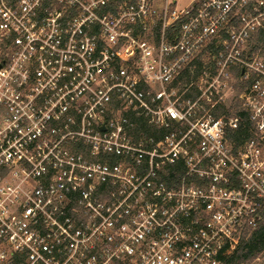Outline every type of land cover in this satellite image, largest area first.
Here are the masks:
<instances>
[{
  "label": "built area",
  "instance_id": "obj_1",
  "mask_svg": "<svg viewBox=\"0 0 264 264\" xmlns=\"http://www.w3.org/2000/svg\"><path fill=\"white\" fill-rule=\"evenodd\" d=\"M179 1L0 0V264H226L262 223L264 0Z\"/></svg>",
  "mask_w": 264,
  "mask_h": 264
},
{
  "label": "trees",
  "instance_id": "obj_2",
  "mask_svg": "<svg viewBox=\"0 0 264 264\" xmlns=\"http://www.w3.org/2000/svg\"><path fill=\"white\" fill-rule=\"evenodd\" d=\"M185 21L186 18L178 21L174 26L176 30H179V27ZM157 30L158 29H155V31ZM257 49H261V54L264 55V36H261L254 41V46L251 50L255 51ZM215 53L216 52L214 50H210V56L214 55ZM207 58L208 57H206V59ZM210 58L211 57H209L208 59ZM206 59L204 58V60ZM203 63L204 61L201 59L196 60L197 73H199L201 67L203 66ZM238 78H241V72L238 73ZM182 80L183 85L188 83L190 81V75L187 73ZM234 104H231L229 106L221 105L214 111V114L219 117L223 114H230V112L233 111L234 114L243 119V123L241 124L239 130L233 132L231 139L236 143V145H240L241 143H243L244 140H246L250 136L248 132L250 124L247 120V113L241 110L238 104ZM262 253H264V219L254 232L243 235L236 241H228L225 249L221 254V258L225 261L226 264H242L244 262L252 260L253 258Z\"/></svg>",
  "mask_w": 264,
  "mask_h": 264
},
{
  "label": "rangeland",
  "instance_id": "obj_3",
  "mask_svg": "<svg viewBox=\"0 0 264 264\" xmlns=\"http://www.w3.org/2000/svg\"><path fill=\"white\" fill-rule=\"evenodd\" d=\"M163 3V1L162 2H160L159 3V5L160 4H162ZM189 3H190V0H180L179 1V3H178V8L181 10V9H184L185 7H187L188 5H189ZM255 41V40H254ZM254 41L253 42H251V48L254 46ZM250 50V46H249V48H247V52ZM207 60V59H206ZM259 61L261 62V63H264V55H262L261 54V57L259 56ZM228 104L230 105V102H228ZM242 264H264V253H262V254H260V255H258V256H256L255 258H253L252 260H249V261H247V262H244V263H242Z\"/></svg>",
  "mask_w": 264,
  "mask_h": 264
}]
</instances>
